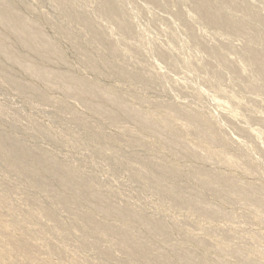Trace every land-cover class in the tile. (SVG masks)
<instances>
[{"label":"rangeland","instance_id":"374dc122","mask_svg":"<svg viewBox=\"0 0 264 264\" xmlns=\"http://www.w3.org/2000/svg\"><path fill=\"white\" fill-rule=\"evenodd\" d=\"M0 11V264H264V0Z\"/></svg>","mask_w":264,"mask_h":264},{"label":"bare ground","instance_id":"6f19581e","mask_svg":"<svg viewBox=\"0 0 264 264\" xmlns=\"http://www.w3.org/2000/svg\"><path fill=\"white\" fill-rule=\"evenodd\" d=\"M205 8V7H204ZM1 12V11H0ZM0 18L2 19V21L4 20L5 22L7 21V19L3 16H0ZM11 21V20H10ZM10 21H8L9 23H10ZM12 22V21H11ZM11 24V23H10ZM15 30H17V29H15ZM17 31H20V32H22V31H26V30H24V29H22V30H17ZM24 33V32H23ZM257 54V53H256ZM261 56V55H260ZM261 61H262V59H261ZM262 64V63H261ZM263 67V66H262ZM261 67V68H262ZM236 69V68H235ZM263 69V74H264V67L262 68ZM235 73V72H234ZM241 75V74H240ZM261 92V91H260ZM262 94H263V92H262ZM147 125V124H146ZM187 127V126H186ZM190 147V146H189ZM202 153V152H201ZM254 193V192H253ZM108 228V227H107ZM110 229V228H109ZM114 229V228H113ZM125 239V238H124ZM129 239V238H128ZM207 244V243H206ZM136 245V244H135ZM132 246V245H131ZM156 246V245H155ZM167 246V245H166ZM143 248V247H142ZM146 248V247H145ZM147 251V250H146ZM148 252V251H147ZM143 254V253H142ZM156 258V257H155ZM179 258V257H178ZM167 259V258H166ZM168 264H171V263H169L168 262Z\"/></svg>","mask_w":264,"mask_h":264}]
</instances>
